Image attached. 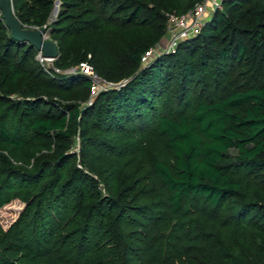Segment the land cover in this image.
<instances>
[{"label":"trees","instance_id":"trees-1","mask_svg":"<svg viewBox=\"0 0 264 264\" xmlns=\"http://www.w3.org/2000/svg\"><path fill=\"white\" fill-rule=\"evenodd\" d=\"M200 1L12 0L59 69L128 79L93 99L0 9V207L25 204L0 264H264V0H225L143 61Z\"/></svg>","mask_w":264,"mask_h":264},{"label":"rangeland","instance_id":"rangeland-1","mask_svg":"<svg viewBox=\"0 0 264 264\" xmlns=\"http://www.w3.org/2000/svg\"><path fill=\"white\" fill-rule=\"evenodd\" d=\"M225 0H223L224 2ZM222 2V5H223ZM223 7V6H221ZM221 9L220 7L217 8L216 10ZM59 11V8H58ZM57 11V13H58ZM212 10H210V13L206 16V20H208L211 16ZM57 14H52L50 21H53L55 19ZM169 20V19H168ZM171 27V22L167 23V33L166 35L163 37V39L157 44L156 47V51L154 52L155 54L151 56V58H149L145 63L151 61L155 55L163 53V52H168L169 50H173L175 47V41H178V39L176 40V38H174L173 33L177 32L174 30H170L169 28ZM35 28V27H34ZM174 31V32H172ZM190 38V37H188ZM47 39L52 40V37L49 35V33H47ZM187 39V38H186ZM184 40V39H183ZM182 41V40H181ZM180 42V41H179ZM37 59L41 62L42 66L45 68V70L47 71H54L55 73H76L78 72V68L76 67H71L69 68V70L67 71H63L61 69H59L56 64H55V59L52 61H47V60H43L40 57V54H37ZM78 69V70H77ZM95 75L96 78H92L93 79V85L96 87L94 90H92V94H91V99H93L99 92L106 90L105 88V81L111 82L112 86L110 88H114V87H118V86H122L124 85L128 79H124L120 82H113L110 81L104 77H102L101 75H99L96 71H95ZM89 77V76H88ZM91 78V77H90ZM91 79V80H92ZM109 89V88H108ZM100 90V91H99ZM75 148L73 149L74 151H76V153H78L79 149H80V140L79 137L75 138ZM25 204L23 202H21L20 200H14L11 203L6 204L5 206L0 207V222L3 225L4 228H8L9 225L14 222L16 220V218L18 217V215L20 214V212L22 211V209L24 208Z\"/></svg>","mask_w":264,"mask_h":264},{"label":"built area","instance_id":"built-area-1","mask_svg":"<svg viewBox=\"0 0 264 264\" xmlns=\"http://www.w3.org/2000/svg\"><path fill=\"white\" fill-rule=\"evenodd\" d=\"M222 2L223 0H201L200 2L196 3L195 6L186 14L168 15V22H171V27L169 29L177 31L173 33L174 38H176V40L178 39V41H175V46L179 43V41L197 35L202 29L204 23L207 21L205 18L210 13V10H212L211 12H213L217 8H221ZM156 50L157 49L155 48L148 51L143 57V61L146 62L149 58H151V56L155 54L154 52ZM39 54L43 60H53L43 57L42 51H40ZM77 68L85 75L91 77V79L96 78L95 70L88 63H81ZM104 84L106 87L105 89H108L112 86V83L108 81H105ZM95 88L96 87L92 83V90H94Z\"/></svg>","mask_w":264,"mask_h":264},{"label":"water","instance_id":"water-1","mask_svg":"<svg viewBox=\"0 0 264 264\" xmlns=\"http://www.w3.org/2000/svg\"><path fill=\"white\" fill-rule=\"evenodd\" d=\"M59 1L56 2L54 14H57ZM0 9L3 13L6 26L10 29L12 38L21 42H28L43 52V57L54 60L59 56L55 41L47 39L46 26L41 28L27 27L15 16L12 0H0Z\"/></svg>","mask_w":264,"mask_h":264}]
</instances>
